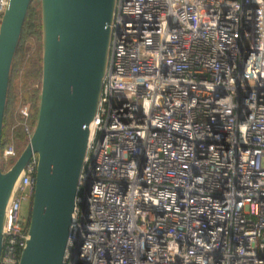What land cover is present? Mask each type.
I'll return each mask as SVG.
<instances>
[{"label":"built area","instance_id":"2783aa9c","mask_svg":"<svg viewBox=\"0 0 264 264\" xmlns=\"http://www.w3.org/2000/svg\"><path fill=\"white\" fill-rule=\"evenodd\" d=\"M16 156L7 143L6 170ZM36 165L13 188L0 264H19ZM87 176L63 264H264V0H116Z\"/></svg>","mask_w":264,"mask_h":264},{"label":"water","instance_id":"95a60500","mask_svg":"<svg viewBox=\"0 0 264 264\" xmlns=\"http://www.w3.org/2000/svg\"><path fill=\"white\" fill-rule=\"evenodd\" d=\"M30 2L8 0L0 21V148L10 66ZM115 5L116 0H40L38 115L14 163L4 171L0 165L1 255L13 188L31 157H37L28 238L19 264H63L77 197L86 219L92 179L87 176L80 183V176L108 63ZM72 240L77 255L80 231Z\"/></svg>","mask_w":264,"mask_h":264},{"label":"trees","instance_id":"16d2710c","mask_svg":"<svg viewBox=\"0 0 264 264\" xmlns=\"http://www.w3.org/2000/svg\"><path fill=\"white\" fill-rule=\"evenodd\" d=\"M32 40H36L38 43L40 42V48L34 52L32 50ZM41 66V6L40 0H31L10 66L9 83L3 113L0 154L4 146L9 142L10 134L7 132L10 128L12 130V141L17 156L29 140V134L25 131L24 124L29 125L32 133L36 123L40 101ZM21 72L24 74L25 79L20 90L15 91L13 88V80ZM37 81L39 82L38 87H35V82ZM27 101L31 102V111L28 118L25 119L18 113V106L19 104H25ZM17 156L11 159V165ZM0 165L4 171L5 168L2 167L1 159ZM27 222L29 224V218Z\"/></svg>","mask_w":264,"mask_h":264},{"label":"rangeland","instance_id":"374dc122","mask_svg":"<svg viewBox=\"0 0 264 264\" xmlns=\"http://www.w3.org/2000/svg\"><path fill=\"white\" fill-rule=\"evenodd\" d=\"M31 42H32V45H33V48H32L33 52H34L35 50H38V49L40 48V42L38 43L36 40H35V41L32 40ZM24 79H25L24 74L21 72V74L18 75V76L13 80V88H14L15 91H18V89L20 90L21 85H22ZM27 82L29 83V81H27ZM38 83H39L38 81L35 82V87H38ZM23 106H27V107L29 108V111H31V102L27 101L25 104H19V106H18V113H19V114H21V109H22ZM21 116H22V114H21ZM22 117H23V116H22ZM25 127H26L27 130H30V131H31V128H30L28 125H26ZM7 133L10 134V135H9V142H12V143H13V141H12V137H13V136H12V130H11V128L8 129V132H7ZM9 142H8V143H9ZM24 147H25V146H23V148H24ZM23 148H22V149H23ZM2 167H3V168H6V165L2 163ZM5 170H6V169H5ZM21 207H22L23 210H25V208H26L25 203H24V204L22 203V204H21ZM24 214H26V213H24Z\"/></svg>","mask_w":264,"mask_h":264},{"label":"bare ground","instance_id":"6f19581e","mask_svg":"<svg viewBox=\"0 0 264 264\" xmlns=\"http://www.w3.org/2000/svg\"><path fill=\"white\" fill-rule=\"evenodd\" d=\"M93 121H94V120H93ZM93 121H92V122H93ZM11 196H12V194H11ZM10 198H11V197H10Z\"/></svg>","mask_w":264,"mask_h":264}]
</instances>
